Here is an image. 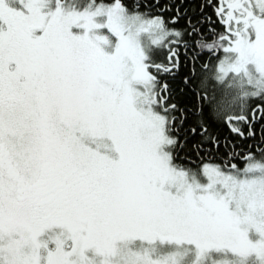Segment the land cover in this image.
<instances>
[{
    "label": "snow or ice",
    "instance_id": "1",
    "mask_svg": "<svg viewBox=\"0 0 264 264\" xmlns=\"http://www.w3.org/2000/svg\"><path fill=\"white\" fill-rule=\"evenodd\" d=\"M0 264H264V0H0Z\"/></svg>",
    "mask_w": 264,
    "mask_h": 264
}]
</instances>
